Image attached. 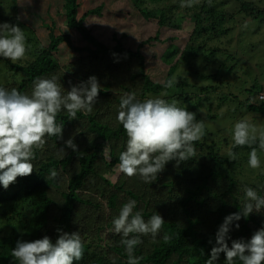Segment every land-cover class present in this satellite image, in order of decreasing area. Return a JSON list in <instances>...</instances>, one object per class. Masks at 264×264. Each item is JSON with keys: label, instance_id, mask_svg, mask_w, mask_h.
Returning <instances> with one entry per match:
<instances>
[{"label": "trees", "instance_id": "1", "mask_svg": "<svg viewBox=\"0 0 264 264\" xmlns=\"http://www.w3.org/2000/svg\"><path fill=\"white\" fill-rule=\"evenodd\" d=\"M62 1L66 28L75 30L87 46L76 47L67 34L56 36L52 28L46 47L33 39L36 45L33 50L27 47L26 60L5 63L6 69L11 72L8 79L13 82L18 79L16 89L23 93L36 78L57 75L63 90L65 84L60 80L62 67L55 57L61 44L82 55L75 63L78 66L76 70L84 64L92 70L104 69L109 76L99 77L101 89L92 111L77 113L76 118L82 121L81 125L74 127L69 123L67 111L62 110L56 117V122L63 124L62 138L48 137L47 153L36 150L32 161L35 170L31 175L18 177L7 189L0 185V264H18L11 256L18 240L32 241L47 235L55 242L59 229L67 233L79 232L83 241L89 234L111 227L113 218L129 200L137 202L134 211L141 212L146 221L154 213L161 215L165 221L157 236L149 234L141 237L142 243L134 250V255L141 258L139 264H206L211 248L215 246V233L224 217L240 211L235 200L231 202L234 209L229 208L227 200L238 180L253 173V170L248 173L242 167L248 162L249 147L234 149L239 158L229 161L222 147L227 148L232 141L205 131L203 139L194 144L196 157L179 163L175 160L166 163L157 179L149 184L138 175L129 178L124 174L112 183L103 173H113L119 163L120 152L126 148V134L116 119L125 93H135L139 101L161 97L169 102L177 100L178 106L187 110L196 109L202 93L214 92L223 84L217 79L215 87L210 86L209 78L215 75L207 71L210 66L208 58L221 55V59L217 60L221 72L227 65V70L234 73L240 63L236 43L225 40L234 29L236 15L264 19V9L244 0H199L191 8L183 7V12L192 21L189 39L183 50L172 47L165 52L162 57L163 63L168 66L165 78L162 82H154L146 73L144 57L139 51L125 48L119 39H115V44L109 47L86 28L85 18L99 14L101 6L88 10L78 18V0ZM156 1L160 2L132 0V3L145 20L155 21L159 28L170 26L174 13L181 9V0L161 8L157 16L142 7ZM230 2L234 4L233 10L227 7ZM243 15L240 17L244 19ZM230 21L232 26L228 25ZM31 39L26 38V44ZM212 42H218V46ZM206 50L210 52L208 56L203 55ZM179 66L183 67L184 74L178 72ZM229 76H226L227 79ZM170 79L174 81L173 86L166 88L165 84ZM201 81L208 82L202 86ZM248 83L249 88L241 85L240 89L248 98L239 103L254 114L264 115V101L257 98L264 91V85L257 79H249ZM162 93L167 95L161 96ZM107 97H112L116 105L112 116L106 118L102 100ZM69 138L77 146L76 151L65 145ZM53 170L57 173L55 178L50 176ZM62 176L66 177L63 186L59 184ZM252 185L258 187V194L262 196L264 182L257 181ZM85 191L89 193L83 194ZM99 198L106 199L110 211L108 215L102 212ZM87 207H90L89 212ZM241 220L240 233L244 240H248L254 233L250 223H255L256 218L250 214ZM165 234L170 237L167 242L163 239ZM121 238V235L113 238L104 248L99 243L83 241L84 255L74 264H127L128 256L120 243ZM216 264H226L223 253ZM235 264L241 262L237 260Z\"/></svg>", "mask_w": 264, "mask_h": 264}, {"label": "clouds", "instance_id": "2", "mask_svg": "<svg viewBox=\"0 0 264 264\" xmlns=\"http://www.w3.org/2000/svg\"><path fill=\"white\" fill-rule=\"evenodd\" d=\"M199 0H181V7H193ZM31 4V0H27ZM26 37L17 25L0 24V57L13 63L26 57ZM174 81L168 80L166 88ZM101 86L95 76L72 86L63 94L56 77L36 78L30 94L16 88L8 90L0 86V185L7 189L18 177H27L35 170L32 161L36 150H42L46 137L62 138L63 124L56 122L58 113L66 110L69 120L76 119L78 112L90 113L96 103ZM162 93L161 96H166ZM177 100L155 97L144 101L136 99L135 93H125L119 104L117 121L126 134V148L119 154V173L131 178L139 176L144 183L157 179L166 163L183 162L196 157L194 144L205 136V124L197 121L196 113L179 107ZM231 145L224 149L229 161H235L238 147H249L248 166L261 167L260 152H264V126H258L249 118L237 120L230 131ZM65 145L73 151L77 146L69 138ZM63 150V149H62ZM56 171L50 176L55 178ZM245 201L239 212L224 217L215 233V246L211 248L206 264H216L221 253L226 264H264V227L256 230L248 240L227 241L232 226L239 229V221L251 213L264 210V196L252 187L245 188ZM135 200L124 203L118 215L113 218V231L121 235L127 264H139L140 257L134 255L141 237L157 236L164 225V219L154 213L147 221L141 212L134 211ZM53 242L47 235L32 241L18 240L11 256L18 264H74L84 255V244L79 232H62ZM165 242L170 237L163 236Z\"/></svg>", "mask_w": 264, "mask_h": 264}, {"label": "rangeland", "instance_id": "3", "mask_svg": "<svg viewBox=\"0 0 264 264\" xmlns=\"http://www.w3.org/2000/svg\"><path fill=\"white\" fill-rule=\"evenodd\" d=\"M36 1V2H34ZM41 1V2H40ZM44 0H32L31 4L27 3V0H0V24L8 23L10 19L20 18L21 20L32 18L29 16L34 10L43 3ZM48 1L49 0H45ZM44 1V2H45ZM80 7L78 10L79 17L82 13H85L87 10H92L94 8L101 6V11L99 14H92L88 19H86V26L93 31V34L100 42H103L105 45L111 47L115 44V39H119L125 48H128L133 51H139L144 57L145 70L147 75L154 82H162L165 78L168 66L163 63L162 57L165 52L172 47H177L179 50H183L186 46V43L189 39V34L192 27V21L189 19L188 15L183 12V7L178 9V12L174 13L172 24L168 27L159 28L155 21H147L140 15L138 9L133 5L132 0H78ZM177 0H160L156 3H147L145 7L149 11L157 16L161 8L166 6L173 5ZM247 2H252L254 5H257L264 9V0H244ZM227 6L230 10L234 9V4L229 3ZM48 5L52 8L56 7L60 9V0H52ZM46 6V5H45ZM42 6H40L41 8ZM32 8L33 11H32ZM16 11L18 13H16ZM35 12V11H34ZM18 14V16L16 15ZM243 15V14H240ZM236 15L234 29L225 39L226 41L230 40L233 44L236 43V50L240 53V63L234 70V73L223 69L224 72H221L219 69L218 59H221V55L210 56V66L207 71H210L209 74H214L215 77L209 78L210 86L215 87V82L217 79L222 81V85L219 88L210 93H202L201 101L199 107L196 109L189 108V111L196 113L197 121H203L205 124V131L215 134L216 137L223 139L228 138L231 140L230 131L233 124L242 118H249L253 123L258 126H264V115H257L245 108V105H241L239 102H245V99L248 98L247 94H244L240 89L241 85L243 87L249 88V83L247 81L257 79L258 83L264 85V19H249L244 15V19ZM17 16V17H16ZM40 18H34L35 21L39 23V20L45 21L49 25L48 18L41 14ZM228 20V19H227ZM30 23L33 21L30 20ZM244 22V23H243ZM12 25V24H10ZM14 25H18L17 22ZM232 26V22L228 24ZM19 26V25H18ZM20 27V26H19ZM53 33L57 36L60 33L67 34L70 37V40L76 47H81L86 45L74 30H69L65 27V21L57 20L55 27H53ZM24 31V30H23ZM24 34L26 38L31 39L29 44H26V47L33 50V46L36 45L33 39H36L42 46L46 47L49 40V31L48 28L39 27V29H33V31L25 29ZM156 36V39H154ZM224 40V41H225ZM213 45L218 46V42H212ZM212 45V44H210ZM87 46V45H86ZM210 54L206 50L203 55ZM82 55L72 52L70 49L65 47L63 44L59 47V51L55 54V57L58 59L63 72L60 77L61 82L65 85V88L62 90L63 94H67V91L71 89L72 86L78 85L81 82L87 81L89 77L95 76L99 83V77L101 75L109 76V73L104 69H89L84 64L81 65L80 70H76L78 66L75 65L78 58ZM27 58L17 61L22 63ZM214 60L215 62H213ZM10 62L3 57H0V86L11 90L16 88L18 85V79L14 82L10 77V73L6 69L5 63ZM16 63V62H15ZM72 64V66H70ZM71 67V68H70ZM216 67V68H215ZM183 67H178V72L184 74L182 71ZM228 79L226 76H228ZM57 76V75H56ZM55 75H49L42 78H52L56 77ZM177 77V76H176ZM224 78V79H223ZM57 79V83L60 81ZM225 80V82L223 81ZM10 81V82H8ZM244 81H246L244 83ZM208 81H201L200 85L204 86ZM245 85H244V84ZM33 88V82L27 89L23 92L24 94H30ZM115 90V87H113ZM187 89V88H186ZM193 90L191 89V93ZM225 97L226 99H222ZM105 100V102H104ZM105 103V112L106 118L110 115L112 116L114 112V107L116 105L115 100L112 97L103 98L102 104ZM104 106V105H103ZM83 113V112H81ZM74 127L81 125L82 121L80 119H72L69 121ZM46 143L42 150H39L41 153H47L49 151V141L48 137L45 138ZM225 147H222L224 152ZM61 154H59L60 156ZM261 167L258 169H252L248 166V162L242 165L243 170L248 172L253 170V173H249L247 177L241 178L238 180L237 186L234 188L231 196L228 198L227 202L230 205V209H234L232 201L238 204L239 208L243 206L245 201V188L252 187L257 192H259L257 186H253V183L257 181L264 182V152H260ZM103 171V169H100ZM117 166L114 168L113 173H103L108 180L112 183H116L120 178ZM66 182V177L59 178V184L62 186ZM257 185V184H256ZM88 194V191L83 192ZM264 196V190L261 192ZM98 202L102 208V212L106 215L109 214V210L106 206V199L99 198ZM158 207V205H157ZM152 208V207H151ZM165 209V208H164ZM166 210V209H165ZM87 212L90 211V207H87ZM163 212V210H162ZM254 218H256L255 223H250V227L254 232L261 227H264V210L259 213H251ZM239 223V229H236L234 225L232 230L229 233L231 239L227 241L229 247L231 246V240L233 239H243L240 233V225L242 220L240 219L237 222ZM94 233V232H93ZM89 234V236L83 239L84 242L90 243H99L101 248L112 241L113 238L119 236L113 231V225L105 230L100 231L97 234ZM201 235V231L199 229ZM185 264V263H182Z\"/></svg>", "mask_w": 264, "mask_h": 264}, {"label": "crops", "instance_id": "4", "mask_svg": "<svg viewBox=\"0 0 264 264\" xmlns=\"http://www.w3.org/2000/svg\"><path fill=\"white\" fill-rule=\"evenodd\" d=\"M32 1V0H31ZM45 1V0H44ZM43 1V3H40V5L38 6V7H34V8H37L36 10H34L33 11V9L34 8H32V13H30L29 14V16H31L32 18H28V19H26V20H24V19H20V18H18V20L15 18V19H10V20H8L7 22L9 23H15V21H18L21 25H20V28L22 29V30H24L25 31V29H28V30H32L33 31V29H39V27H45V28H48V31H50L53 27H55V25H56V22H57V20H63V21H65V16H64V10H63V1L62 0H60V9H58V8H56V7H54V8H52V7H50L49 5H48V3H50V1H52V0H49V2L48 1H45L44 2ZM34 2H36V1H34ZM41 2V1H40ZM31 3H33V2H31ZM78 3H79V1H78ZM46 5V6H45ZM40 6H42L41 8H40ZM79 7H80V4H79ZM78 10H79V8H78ZM88 11V10H87ZM86 11V12H87ZM85 12V13H86ZM16 13H18L17 11H16ZM85 13H82V15L83 14H85ZM41 14H44L47 18H48V21H49V25H47L46 24V22L44 21H41V20H39V23L38 22H36L35 20L36 19H34L35 17L38 19V18H40L39 16L41 15ZM17 16H18V14H16ZM81 15V16H82ZM16 16V17H17ZM80 16V17H81ZM91 15H89V16H87L86 18H85V21H84V25L86 26V19H88L89 17H90ZM78 18H79V15H78ZM15 20V21H14ZM30 20H32L33 22L32 23H30L29 21ZM14 23L12 24V25H14ZM18 26V25H17ZM66 27V26H65ZM86 28L87 29H89L90 30V28H88L87 26H86ZM53 31H54V29H52ZM75 31V30H74ZM91 32H92V35L94 34L93 33V31L92 30H90ZM76 32V31H75ZM95 35V34H94ZM93 35V36H94ZM95 37V36H94ZM96 38V37H95ZM84 42V41H83ZM85 43V42H84ZM86 44V43H85ZM62 45V44H61ZM60 45V46H61ZM64 45V44H63ZM87 45V44H86ZM86 45H83V46H86ZM59 46V47H60ZM82 46V47H83ZM59 51V50H58Z\"/></svg>", "mask_w": 264, "mask_h": 264}, {"label": "built area", "instance_id": "5", "mask_svg": "<svg viewBox=\"0 0 264 264\" xmlns=\"http://www.w3.org/2000/svg\"><path fill=\"white\" fill-rule=\"evenodd\" d=\"M258 100L260 101H264V91H261L258 96H257Z\"/></svg>", "mask_w": 264, "mask_h": 264}]
</instances>
